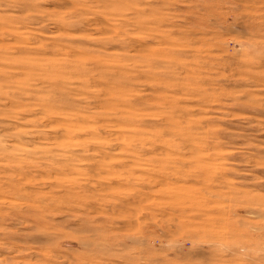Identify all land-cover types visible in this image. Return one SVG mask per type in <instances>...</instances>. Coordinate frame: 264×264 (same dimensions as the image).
I'll return each instance as SVG.
<instances>
[{"label": "rangeland", "instance_id": "1", "mask_svg": "<svg viewBox=\"0 0 264 264\" xmlns=\"http://www.w3.org/2000/svg\"><path fill=\"white\" fill-rule=\"evenodd\" d=\"M0 264H264V0H0Z\"/></svg>", "mask_w": 264, "mask_h": 264}]
</instances>
